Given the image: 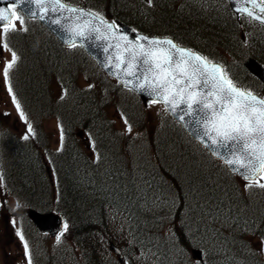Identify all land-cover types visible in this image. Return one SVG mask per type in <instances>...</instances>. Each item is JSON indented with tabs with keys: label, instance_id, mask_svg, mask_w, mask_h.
<instances>
[{
	"label": "trees",
	"instance_id": "trees-1",
	"mask_svg": "<svg viewBox=\"0 0 264 264\" xmlns=\"http://www.w3.org/2000/svg\"><path fill=\"white\" fill-rule=\"evenodd\" d=\"M99 1L103 4L110 2ZM161 1L154 0L153 6ZM177 1L173 9L180 10L193 4L189 0ZM152 10L153 8L150 9ZM221 16V25H228V16L224 12ZM126 17L128 19H125ZM126 17L121 19L128 23L131 20L152 32L151 34L173 36L180 42V38L185 37L183 34L178 38L166 28L153 32L151 25L145 27L134 20L136 17ZM164 20L169 21L167 18ZM181 20L185 23L184 19L180 18ZM232 21L235 22L234 25H229L230 37L235 35V31L239 34L237 28H234L237 21ZM187 23L192 25L194 22L192 20ZM164 26L167 27L168 22ZM41 32L47 38V45L53 48L51 56L59 54L61 60L64 55L71 58L78 54L74 53L73 56L72 53H65L52 36L44 30ZM217 33H220L219 30ZM200 37L201 33L198 39ZM66 60L65 58V62L60 64L64 70L72 72L66 74V82L71 79L74 82L76 75L73 71H76V67L71 69L72 63ZM18 76L21 78L22 74L18 73ZM75 84L79 85V80H76ZM22 86L17 82L15 84V88L21 92V96L17 94V101L28 106L30 111L40 110V104L30 103L27 93L29 102L25 99ZM75 91L72 90L75 101H65L62 103L65 104L64 107H59L60 111H65L67 106L73 107L74 110L65 117L59 113L58 108V112H55L56 115L59 113L63 125L70 123V129H66L64 137V141H68L65 148L68 153L62 150L54 156L62 164V176L70 164L66 154L78 157V162L83 161V171L76 175L78 182L75 188L66 176L68 181L59 183L57 198L49 186L42 195L47 198L48 209L44 211L53 208L64 217L65 213L68 216L70 227L68 237L66 231L65 238L69 239L74 247L77 261L68 258L71 250L63 251L62 264H120L113 260L112 253L108 250V241L116 243L122 249L126 264H180L185 258L181 259L178 255V248L186 255L192 248H201L205 252L206 264H264V255L252 247L250 240L252 237L260 238L264 235V194L258 195V199L254 200L241 192L225 166L214 160L206 150L178 128L172 127L170 131L164 132L152 130L151 135H146L149 137L146 143L149 153L136 156L132 153V143L134 140L144 142L141 138L144 134L124 137L116 133L112 127L109 109L114 107L118 112H123L130 125H135L132 120L139 119L140 110H132L127 114L125 109L138 108L141 104L133 103L134 105L128 106L130 103L124 100L110 99L105 102L98 98L101 106L93 108L92 101L88 99V103H83L79 98L82 97L81 92ZM76 114L83 118L78 121V117L74 118ZM37 116L40 118V115ZM90 116L95 119H89ZM99 120H102V125L98 124ZM98 127L100 130L96 129ZM134 127L141 129V124ZM79 130L87 131L96 137V142L99 143L98 160L87 161L73 143L74 140H79ZM123 139L129 144L125 150L123 147L118 148V143ZM150 148L153 153H150ZM29 150L21 154L19 151L15 157L18 159V170L14 169L15 175L24 181H27L25 177H32V170L26 171L25 166H32L40 161L45 163L40 148L34 146L29 147ZM42 165L45 171L44 164ZM68 171L73 172L71 166ZM33 192H38L37 186ZM32 200L33 197L30 201ZM35 241L37 253L41 243ZM191 262L196 261L191 258Z\"/></svg>",
	"mask_w": 264,
	"mask_h": 264
},
{
	"label": "rangeland",
	"instance_id": "rangeland-1",
	"mask_svg": "<svg viewBox=\"0 0 264 264\" xmlns=\"http://www.w3.org/2000/svg\"><path fill=\"white\" fill-rule=\"evenodd\" d=\"M94 1L95 3L92 2L93 4H96L99 8L105 10L106 13L110 14L112 17L125 18L126 15H128L129 18L136 17V19L134 20L141 23L145 27L147 25H151L150 29L153 32H156L157 30H163L166 28L169 33L174 34L178 38H180V36L184 34L185 37L183 36L182 38H180L182 41H184L189 45L199 48L203 52L210 53L211 51L210 54H213L215 56L214 59H218L217 56L220 58L226 56L225 54L224 55H220V54L225 53L226 50L223 48H227L228 46L231 49V54L232 51H235V56L237 54L239 55L234 60L235 62L243 60L245 57L249 55L252 56L254 55V53L256 55L258 54L262 56L264 60V54L262 55L260 53V51L263 50L264 47H262L261 45H257L259 43H254L252 38L250 37L254 35L252 33L257 31L258 28L250 24L248 30H247V26H245L246 31L244 30L243 36H241L240 34L237 35L235 33L234 36L232 35L231 37H229V33L231 29L229 25L231 24V22L228 18L227 21L229 22V24L226 25L225 23H223L221 25L223 21L220 20V17H222L221 13L223 11V8L219 4H217L216 7L212 8V6L216 4V2H212L211 7H207L205 9H198L194 3L191 4L190 6L182 7V9L179 10L176 8L173 9V5L177 4L178 2L177 0H162L156 6H152V7H149L146 3L143 2V0H110V2L106 1L105 4H103L99 0H94ZM187 1L188 0H186V2ZM152 8L153 10L150 11V9ZM208 9H215L216 12L211 13ZM17 16L23 19L22 15L17 14ZM164 18H167L169 21L164 20ZM180 18L184 19L183 21L185 23H182V20L180 21ZM125 19L128 18L126 17ZM192 20H194V23L192 25H189L187 22L189 21L192 22ZM206 21L208 23H204ZM13 22L16 23L17 30L9 31L7 37L10 38L9 39L10 47L14 49L15 53L18 54L21 59L20 63L22 65L18 73L22 74V77L18 78L17 83L18 85L19 84L23 85L22 89L24 90V97L27 101L28 99L26 98V93L30 97L31 104H40L41 108L39 112L43 114V117L50 113V111L46 112L49 107H52L53 109L56 110L57 108L59 110V107L60 108L64 107L65 104H59L60 102L57 101V99H61V95L63 94L64 88H67L71 91L75 89L76 90L75 92L80 91L82 95V97H79L80 100L83 101V103H88L87 100L89 99V101H92L93 108H97V105L101 106L98 98H101L105 102H109L110 99L116 101L124 100L130 103L129 105L127 103L128 106L134 105L133 103L141 104L140 100L136 98L132 92H127L126 90L118 86L115 82H113L111 79H109L102 72L98 64L88 55H86L83 51L78 50L77 52H72L69 51V49L67 48H63L65 50V53H72V55L74 53H78V54L76 56L73 55L74 57L71 58L69 57L67 58V55H64V57L60 60L59 54L58 55L55 54L54 56L50 55L51 52L53 51L52 50L53 48L47 45L46 43L47 38H45V34L44 36L42 35L41 29L39 27H35V26L31 27V21H27L29 23V29L24 31V34H22L19 31V21L15 20L14 18ZM166 22H168L167 27L164 26ZM24 25H27V23L24 22ZM234 28H236V25ZM218 30L220 33H217ZM202 32H204L205 35L210 36V38H208L209 40L212 39V43L210 45H208V43L205 42L204 38L198 39L199 33ZM16 38H19V40L15 44L14 40H16ZM240 38L242 39L240 40ZM196 41L197 43H195ZM11 43L13 44L11 45ZM260 44L263 45V43ZM249 45L252 46L248 47ZM32 46L34 47V49H32ZM2 49L3 48H0V130H3L2 132H0V174H2L3 176V180L0 181V264H28L27 259L25 257L24 242L28 241V243L30 244V243H36V241L34 239L35 237L32 236V234L30 233V229L33 228L31 227L27 219H24L22 224V218L17 216V210L20 208V204L14 201L13 199L9 198V196H11L10 193L13 192L9 187L11 182H9V185L6 184L5 182L8 179L9 180L15 179L16 175L14 169H16L17 171L16 163L18 159L17 160L15 159V155H16L15 150L13 151V154L9 155L8 158L7 157L8 150L6 151L5 148L7 147V143L11 139L12 143L16 144L19 147L16 148L17 153L20 151L21 154L22 152L30 151L29 147H31L32 142L25 144V140H23L22 138V135H24L23 133L26 132L27 126L25 122L21 120L20 115L17 112V109L12 100V96L9 94L8 87L4 82V78H3L4 75L2 72V70H4L6 62L12 59V55L11 52L8 51L7 49L4 50ZM65 58L67 59L66 62H68L69 60V62H71L74 65L73 66L72 64H70L71 68L76 67V71L73 72H75V75L78 78L75 76L74 82L72 79L70 82H66V78H65L66 74H71L72 72L65 71L63 70V68L60 69V64L62 62H65ZM225 61L228 65L233 66L234 64V68H236L235 63L230 58H225ZM76 80H79L80 82L79 85L75 84ZM89 85L93 86L90 88L92 90L91 92L83 90L85 87L89 88ZM28 92L32 94H29ZM43 93L46 94L43 95ZM73 93L74 92H72V94ZM74 99H75V94L71 101H75ZM69 106L71 105L69 104ZM138 109H141V107L138 108L133 107L132 109L129 110L125 109V111L126 113L127 112L129 113L132 112V110L137 111ZM145 109L146 110H144L143 112L144 114L139 111L140 116L138 120L134 118L132 120V122L135 125L141 124V129H138L134 127L135 125L131 124L132 131L130 133L126 131L124 120L118 114V111H116L114 107H111L109 109L110 120H112L113 123L112 126L113 130L118 129L122 131L124 133L123 134L124 136H131L132 134L134 135L144 134L141 136V138L144 139V142H141V140H134V142L132 143V147H133L132 153H134L138 157L142 154L147 155L149 153L148 148H146L147 147L146 143L148 142L147 140H149V137H147L146 135L149 134L151 135L153 133L152 130H154L156 127H157L156 130H159L161 123H169L172 121L169 118V116H167L169 122L167 120L163 122V114L166 115V113L163 106L160 103H149ZM53 114L54 113H51V116L45 121L44 124L45 129L42 130L43 133L42 135H40V139H41L40 141L45 145L50 144L51 149L58 150L60 145V131L58 127L59 124L56 118H51ZM77 117L78 116L76 114L74 118L77 119ZM82 118L83 117L81 116L78 117V121H80ZM90 118L95 119L92 116H90L89 119ZM98 124L102 125V120H99ZM99 128L100 127L96 129L100 130ZM46 131L49 134V140L47 138ZM165 131H169V129H166ZM6 132L8 133L3 134ZM8 134H9V138H7L6 136ZM20 138L22 140H20ZM94 139H96L95 136ZM123 140L122 142L118 143V148L123 147V149L125 150V148L129 146V144H127L126 141ZM1 144L5 146L4 152L1 151ZM45 145H43V147ZM87 145H88V150H90L91 146L89 144ZM87 145L83 143L84 149H87ZM151 152L153 153V150L150 148V153ZM7 170H8V174H7ZM15 180H17L16 183V187H17V185L21 183V179L19 180L18 178ZM236 180H238V178L235 179V181ZM238 181H239L238 184L239 186L242 187L243 192L246 195H249L248 197H251L254 200L258 199V195H257L258 193H263L262 191L252 190V189L264 190L256 186L255 181L251 182L252 183V187L250 188L251 191L248 192L245 188V184L248 182H244L241 180ZM260 182L264 183V180H261ZM41 194L44 195V193ZM25 224H28L30 228L25 229V227H23L25 226ZM18 231L22 233L23 237H25L24 241H22L17 235ZM26 237H27V241L25 240ZM39 238H40L39 242H42L43 245L41 244V247L38 249L37 253H34L35 258L37 257L38 254V257L42 259L43 264H55V263L62 264L61 251H57L54 249L56 246L55 243H57V239L49 240L40 235ZM61 238L62 240L65 239V235ZM251 241H253V246L258 250L259 240L253 238V240ZM63 243L64 242H62V244ZM65 249L67 251V249L69 248H65ZM42 250L46 255H44L43 253L41 254ZM35 252H36V248H35ZM178 255L181 257V259L185 258V261H183L180 264H196V262L190 263V259L192 258L191 252H189L186 255V253L185 254L182 253V251L178 248ZM111 256L113 260H116L117 262V257L114 254Z\"/></svg>",
	"mask_w": 264,
	"mask_h": 264
},
{
	"label": "snow or ice",
	"instance_id": "snow-or-ice-1",
	"mask_svg": "<svg viewBox=\"0 0 264 264\" xmlns=\"http://www.w3.org/2000/svg\"><path fill=\"white\" fill-rule=\"evenodd\" d=\"M5 2L12 11L0 8V39L4 40L0 47L10 51L12 59L6 62L3 75L8 92L29 134H35L33 126L28 122L10 84V70L16 65L18 57L6 42L9 31L17 30L13 18L19 21V30L26 31L24 20L17 16L14 10L18 5H34L35 8H29L28 12L31 17H38L40 20L48 18L49 13L55 15L52 22L70 34V47L76 46L77 38L81 43L90 38L110 41L105 50L112 49L109 53L112 64L109 67L120 70L113 71L118 80L125 86L133 83V80L126 77L139 81L135 84V89H150L149 95L156 93L151 103H163L166 110L172 111L173 115H176L177 109L180 108L179 119L191 120L201 128V142L203 143L204 139L209 141L217 150L214 155L219 154L220 148L227 149L231 146L232 151L229 156L224 157V162L230 168L243 170V179L249 182L245 184L246 190L252 187L253 181L256 186L264 189V183L260 182L264 180V99L258 98L251 90L239 88L222 64L193 49L181 47L170 38L138 34L135 40H131L121 33L115 21H108L102 14L92 10L72 6L67 0ZM143 2L149 7L153 6V0ZM245 3L257 6V0H245ZM259 10L264 13V0H261ZM242 11L248 17L264 23V16H255L247 6L243 7ZM65 20L69 23H63ZM91 87L93 86L89 85V88ZM66 94L65 90L61 99ZM121 118L124 120L126 131L130 133L132 126L122 113ZM58 127L60 151L64 146L65 132L62 126ZM23 139H29V135H25ZM2 180L3 176L0 174V181ZM63 228L67 231L68 224L65 223ZM17 235L24 241L22 233L18 231ZM62 235L63 232L57 236V243L61 242ZM24 248L27 262L32 264L27 242H24ZM258 251L264 254V235L259 238ZM196 264H202V261L197 259Z\"/></svg>",
	"mask_w": 264,
	"mask_h": 264
},
{
	"label": "water",
	"instance_id": "water-1",
	"mask_svg": "<svg viewBox=\"0 0 264 264\" xmlns=\"http://www.w3.org/2000/svg\"><path fill=\"white\" fill-rule=\"evenodd\" d=\"M232 10L236 13H243L242 9L243 7L247 6L249 8V6L253 7V5L251 3H245V0H229ZM9 2H11V0H9ZM8 3L5 2V0H0V8H5L8 10L7 8ZM259 6H260V2L257 0V6L253 7L255 9L259 10ZM17 8L19 10H21L24 15L28 18H34L31 17L30 13L28 12L29 8H35L34 5H18ZM241 9L240 11H237V9ZM250 9V8H249ZM9 11V10H8ZM10 12V11H9ZM255 16H261L256 12H253ZM244 14V13H243ZM65 15H68L67 13H65ZM246 15V14H245ZM247 16V15H246ZM36 19H38L39 21H41L60 41V43L64 46H69L68 44V40L70 38V34L65 32L60 26H58L57 24L53 23L52 20L55 19V15L49 13V17L46 18L45 20H40L38 17H35ZM254 19V18H253ZM257 20V19H255ZM259 21V20H257ZM63 23L67 24L69 23V21L65 20L63 21ZM120 31L123 35L127 36L129 39L131 40H135L138 34H135L131 29H129L126 26L120 25ZM110 41H106L103 39H95V38H90L88 40L83 41L82 43L80 42V40L77 38L76 39V43H79L83 46V48L86 50V52L92 56L93 58H95L100 66L102 67V69L112 78L118 80L116 78L115 75H113V71H120V70H114L113 68L109 67L110 64H112V59L109 56V53L112 51V49H108L107 51L105 50L106 44L109 43ZM114 43V41H112ZM248 68L255 74L257 75L263 82H264V70L255 62V61H251L247 64ZM126 79H130L133 80V83L128 84L127 86H125L124 83H122L120 80H118L122 86L126 87V88H130L133 89V91H135L139 97L141 98V100L146 104L149 100H153V98L155 97L156 93H153L152 95H149V90H140V89H135V84L138 83L139 81L133 79L132 77H126ZM182 108V106H181ZM169 112L173 115L172 111L169 110ZM181 114V109L178 108L176 115H173L177 120H179L183 126L185 127V129L187 130V132L197 141L199 142L202 146H204L209 152L210 154L222 161L227 168L230 170L231 173L240 176L241 178H243L242 176V169L241 170H237L236 168H230L225 162H224V157L229 156L231 151H232V147L229 146V148L225 149V148H220L218 150L217 155H214L213 153L216 152L217 150L214 149L211 145L210 142L207 141L206 139H204V142L202 143V130L201 128L194 124L191 120H180L179 116ZM30 219L33 221L34 225L36 226V228L41 231V232H47L50 236L52 237H56L58 236L62 231H63V225H64V219L63 216L60 214H55L53 212H49V213H41L35 210H28L27 211ZM113 250L116 251V253L120 254V251L116 248V247H112ZM195 256L200 259L203 263V255L200 251H194ZM120 261H123V258H120Z\"/></svg>",
	"mask_w": 264,
	"mask_h": 264
},
{
	"label": "bare ground",
	"instance_id": "bare-ground-1",
	"mask_svg": "<svg viewBox=\"0 0 264 264\" xmlns=\"http://www.w3.org/2000/svg\"><path fill=\"white\" fill-rule=\"evenodd\" d=\"M193 22H194V20H193ZM210 31H211V29H210ZM200 38H204L205 42H207L208 45H210L212 43V39L211 40L208 39V38H210V36L205 35L204 32L201 33V37ZM195 43H197V41ZM194 45H197V44H194ZM198 45H200V44H198ZM262 47H264V43H263ZM260 53L263 55L264 54V49L261 50ZM236 62L242 63L243 60L236 61ZM60 68H62L61 65H60ZM65 71H68V69H66ZM235 76H236V80H238L237 82L240 84V85H238V87H240L241 85L246 84L247 78L244 77V75H243V73L241 71H237L235 73ZM65 78L67 79V75H66ZM244 89H247V88H244ZM252 91H253L254 94L263 95L261 93L259 87H257V86H253ZM28 93H30V92H28ZM71 96H72V93H71ZM52 109H53L52 107H49L48 108V110H52ZM73 110H74L73 107L72 108H69L67 106L66 109H65V111H60L59 110V113L62 116L65 117L66 114H68L70 111H73ZM59 113L57 115H55V118H57V119L60 120ZM34 120H38V116L35 117ZM68 124H70V123H67V124H64V125L62 124L65 131H66V129H70L69 126H68ZM36 134H37V132H36ZM67 144H68V141H64V146H63L64 149L67 147ZM55 154H57V153H51L50 154V156H51L50 159H52V161H53V162L52 161L51 162H52V166H53V171L55 172V175L57 177V186H56V188H51V190H52L54 196H56V198H57V196H58V190H59V183L68 181V180H66V178H67L66 176L69 177L70 184H71V186L73 188H75L77 186V182H78V177L77 176H78V173H81L83 171V168L81 167V165L83 164V161H79L78 162L77 161L78 160V157H76V156H69V154H66L69 157V158H67V162L70 163L69 166L72 167L73 172L68 171L69 166H67V168L65 170L63 169L65 171V172L63 171V174H65V175L62 176V173H61L62 172L61 171L62 170L61 169L62 168V164L58 161L57 158H55V156H54ZM28 155L30 157V153H28ZM26 159H28V158L26 157ZM42 164H44L45 171H43V165ZM78 165H79V168H78ZM64 166H66V164ZM46 167H47V163L46 162L45 163H41V161L39 163H34L32 166H25V170L26 171L32 170L31 171L32 177H25V178H27V181L21 180V183L19 185H17V187H16L17 180H15V179H18L19 176H16L14 180H9L8 181V185H9V182H11V184L9 185V187L13 191L10 194L11 195H16V197L20 201V203H19L20 204V208L17 210V216L22 218V224H23L24 219H27V221H29L28 220V213H27L28 210H34L36 207H40L41 209L42 208L43 209H48L47 208V198H44L42 196L43 194H41L45 190H48L49 187H51L50 180H49L48 175H47ZM19 180H20V178H19ZM146 182L147 181H145V183ZM36 186H37L38 192H33V190L35 189ZM32 197H33V200L30 201V199ZM33 206H35V207H33ZM51 209H53V208H51ZM51 209L49 208V210H51ZM65 220H66V223L68 224V229H67V237H68L70 223H69L68 216L66 215V213H65ZM29 222H31V221H29ZM28 226H29L28 224H25V226H23V227H25V229H28V228H30V226L29 227ZM30 233L32 234V236L35 237L34 238L35 240H38V241L40 240L39 235H38L40 233L38 231L36 233L33 229H30ZM199 236H201V235H199ZM62 242H64V243L62 244ZM40 243L42 244V242H40ZM55 245L56 246H55L54 249L57 250V251H61L62 255H63V251H66L65 248H69V249H67V251H70V248L73 249V250H71L68 258L71 259V260L77 261V257L74 255V247L72 246V244H71V242H70L69 239L65 238L60 243H55ZM112 247H119V246L116 243H114V242L108 241V250H109V252L111 251ZM199 250H200V252L203 255H205V252L201 248ZM42 253L44 255H46L43 250L41 251V254ZM234 254H235V251H234ZM37 259H38V261H39L40 264H43L42 259L38 257V254H37ZM43 261H45V260H43ZM234 261L235 260H233V262ZM245 262H247V261H245Z\"/></svg>",
	"mask_w": 264,
	"mask_h": 264
}]
</instances>
